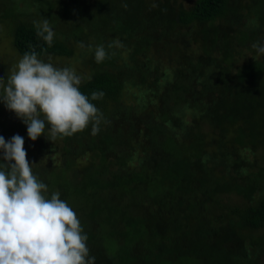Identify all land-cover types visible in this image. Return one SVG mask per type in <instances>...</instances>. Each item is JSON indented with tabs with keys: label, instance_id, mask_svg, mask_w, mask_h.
<instances>
[{
	"label": "trees",
	"instance_id": "trees-1",
	"mask_svg": "<svg viewBox=\"0 0 264 264\" xmlns=\"http://www.w3.org/2000/svg\"><path fill=\"white\" fill-rule=\"evenodd\" d=\"M34 1L46 14L57 7L60 12L58 17L70 20V31L55 34L49 47L37 36L36 25L16 24L12 30V47L21 57L34 51L38 58H69L75 51L67 42L70 37H76L72 40L74 43L84 44L85 50H79V54L82 52V57L88 56L91 71L79 85V90L90 100L91 93H104L102 99L91 101L102 114L99 125L102 132L97 138L92 134L85 138L87 131L57 137L61 161L58 167L46 171L37 168L38 156L34 151L39 142L34 146L29 144V139L21 132L25 126L19 124L16 129L11 115L5 111L0 113V135L6 141L15 134L24 137V148L33 174L47 185L45 196L50 198L52 193H59L61 200L80 213L82 222L96 227V231L86 232L89 255H100L104 247L108 250L114 247L113 254L109 255L112 264H255L256 256L252 260L239 255L234 250V243L242 237L243 231L264 227V195L254 196L258 189L256 176L226 174L221 159H218L216 168L207 166L208 171L197 173L188 157L174 155L170 140L163 139L162 144L159 143L158 138L168 136L169 128L162 130L155 124L145 123L141 132L133 130L128 123L127 126L124 122L120 124L122 120L113 122L108 118L113 105L122 108V117L124 111L132 108V104L120 101L124 78L131 79V82L135 75L143 73L136 66H132L130 72H123V75L122 71H112L119 70L126 63L121 62V47H116L114 42L120 41L123 50L128 48L126 56L130 60L146 64L151 60L147 57L140 59L141 53L147 52L151 42L157 44L167 37L166 42L170 46L176 44L175 49L185 59L187 73L194 69L191 62H196L195 68L200 70L201 67L202 73L211 63L216 66L218 89L213 81L208 83L214 74L201 79L200 87L203 95L219 91L216 102L206 110L217 129L222 126L226 133H234L231 144L244 146L257 142L262 135L260 128L264 121V60L251 58L234 65L228 48L232 39L246 42L260 31L255 19L242 22L240 30L235 26L233 28L238 19L236 6L235 2L232 4L228 0H195L190 7L178 5L175 0L149 3L143 0H62L59 4L56 0ZM81 10L93 13L87 16L92 20L89 25L92 33L81 30L77 22L81 19ZM261 16L263 18V14L257 12L259 23L264 22ZM219 19H222V24L217 23ZM228 22L230 35L222 30ZM172 34L177 40L175 44L169 37ZM194 42L203 45L200 54L184 49ZM100 45L104 46L107 58L97 63L95 49ZM192 52L196 59L190 57ZM146 65L148 73L150 66ZM164 72L162 77L169 76L166 66L162 65L159 73ZM174 79H177L176 74ZM176 89L177 86L174 91ZM208 98L210 101L211 97ZM115 122L119 124L117 128L114 127ZM14 129L19 133L15 131L13 134ZM144 133H148L145 135L152 141H157L143 145L138 137ZM136 137L138 140L134 142ZM263 139L259 140L262 146ZM139 148L141 151L145 149V153L136 158L137 166L131 168L126 163ZM81 157L86 160H80ZM218 195L237 196L241 203H223ZM190 197L195 199L189 200ZM206 202L217 203L216 208L222 213L214 217L204 212ZM156 205L166 213H174L176 219L170 213L158 217ZM143 209L147 211V217L135 215ZM133 211L138 212L134 214ZM158 219L165 225L159 232L153 229ZM183 223L184 227H190L183 228ZM145 237L148 244L140 256L131 255L130 245Z\"/></svg>",
	"mask_w": 264,
	"mask_h": 264
},
{
	"label": "rangeland",
	"instance_id": "rangeland-1",
	"mask_svg": "<svg viewBox=\"0 0 264 264\" xmlns=\"http://www.w3.org/2000/svg\"><path fill=\"white\" fill-rule=\"evenodd\" d=\"M60 1L62 0H56V4H59ZM143 1L149 3L155 0ZM165 1L167 0H161V2ZM175 1L176 4L182 5L184 7H190L195 2V0ZM228 1H230L232 4L235 2L236 6V19H238L236 20V25H233V28L235 26V29L239 28L240 30V24L242 22L248 23L253 19H255L256 24L260 25V31H258L254 37L251 36L249 41H235L232 39V43H228L230 45L228 47L230 48L229 52H232L233 55L232 58L234 60V65L246 62L253 57H256V59L259 60H264V55L257 56L256 51L252 48L254 43L264 44V22L259 23V17H257L258 12L260 15L262 13L264 18V0ZM85 5L86 4H83L82 6ZM59 14L60 12H58L57 7H55V9L52 10L50 14H46L44 10L40 11L38 4L34 0H0V77H3V80L0 81V83H7V78L16 68L18 62L22 59V57L17 52H15L11 45L12 30L14 26L20 23L36 25L37 23H41L44 20H48L56 35H60V32H66L67 34L70 31V20H62L61 17H58ZM91 14L93 13L81 10V19L77 21L82 27L81 30H87L90 33L93 32L91 31V26H89L92 20L87 18ZM254 14H256V18L254 17ZM260 18H262V16ZM263 18L262 20H264ZM221 20L222 19H219L217 23H221ZM225 23L226 22L223 24ZM224 27L225 28L222 30L226 31L228 35L232 34L229 29V22ZM94 31H97L96 28H94ZM81 32H83L84 35V31ZM80 33L78 35L81 36ZM90 37H93V35ZM169 37L171 38V42L175 44V41H177L175 36L172 34L171 36L169 35ZM75 38L76 37H70L67 40V42L72 44L73 49L75 50L71 57L60 58L45 56L39 59L45 62H50L57 68L69 67L73 69L77 75L81 76L83 81L90 74V63L87 60L88 56L82 57V52L79 54V50H85V48L84 44L74 43L72 40ZM164 38L166 39H162L161 42L157 44L155 41L151 42L147 52L145 51L144 53H141V56H139L140 59L147 57L148 60H151L149 62L147 61L148 63H146L150 66V71L148 73H146L148 69L146 64L136 63L130 60V58L126 56L128 48L123 50L121 47L122 51H120L119 58H122L121 62L126 61V63L123 65V67L121 66L122 68L119 70L112 69V71L114 73L117 71H122L121 74L123 75V72H130L131 67L136 66V68L141 69L143 73L142 75H135V78L131 82V79H126V77L124 78L125 84L123 86V93L120 97V101L132 104V108L126 111L123 110L125 115L122 117V108L120 109L117 107V105H113V110L110 112L111 114H109L108 117L109 120L112 119L113 122H119L122 120L120 124L124 122L127 126L128 123L129 126H132L133 130H140L141 132L144 131L145 123L146 125L155 124L162 130L169 128V132L167 133L168 136L163 135L159 137V143L162 144L163 139L170 140L174 155L178 154V156L184 155L188 157L189 161L192 162L190 165H195L197 173L205 172L204 170H207V166L208 168L209 166L216 168L218 159H221V165L225 169L226 174H232L239 177H242L246 174L256 176L258 189L254 196L259 197L264 195V146L260 145L261 142H259V140L264 138V121H262V127L260 128L262 135L259 136L260 139L257 142L254 144L249 143L244 146H238L235 143L231 144V138L234 136V133H226L222 126L217 129L210 115H208L206 112L207 107L210 106L211 103L212 106L216 102V99L219 97V95H217L219 94V91L210 95H207L206 93L203 95L201 93V79H204L205 77H211L210 75L214 74V77H211L208 83L213 81L212 83H215L216 90L220 86L218 81H216L218 76H215V73L217 72V70H215L216 66L211 63V66H209L205 72L202 73L201 67L199 70V67L195 68L196 62H191V64L194 65V69L187 73V67L184 66L185 59L183 58L182 54L178 53V51L175 49L176 44L170 46V44L166 42L167 37ZM195 42L192 43L190 47H186L184 49L186 51L191 49L196 53H199L202 50L203 45H198V43ZM91 43L95 45L93 40ZM178 44H180V41H178ZM81 45H83V47H81ZM158 49H160L159 53ZM218 54L219 56H222L220 52H218ZM190 57L195 59L197 58L193 52L191 53ZM87 62L88 65H86ZM159 64H161V66ZM162 65L166 66L169 73V76L165 78L162 76H164L167 71L161 74L159 73ZM211 72L212 74H210ZM175 74L177 79H174ZM205 82L207 83V81ZM174 84L177 86L178 90L176 89L174 91ZM2 93L3 88L0 87V94ZM208 96L211 97L210 101ZM174 103L175 105L172 106ZM2 111H5L11 115V120H14L16 129L19 127V124H22L21 126H25L21 132H23V135L28 140L29 137L27 135V126L16 117L14 112L9 111L5 105L0 102V113ZM118 122H115V128H117L119 125L117 124ZM91 128L92 126H88V128L84 130L87 131L84 133L86 135L85 138H87V136H91ZM16 129H14L13 134L15 131L16 133H19V130L17 131ZM230 129H233V127ZM49 131V127L46 125L45 135H41L36 141L29 139V144L32 146H34L36 142H39L34 153L35 156H38L37 168L41 171L50 170L54 167L56 168L59 166L58 164L61 161V152L59 150V146H57V144L59 145V141L57 139L54 141L47 139L46 136L49 135ZM101 132L102 131L100 129L94 138H97L99 135H101ZM145 134L148 133H144L138 137L142 141L143 145L149 144L150 141H157V139L152 141L151 138ZM138 138H134V142H136ZM164 147L166 148L165 145ZM144 153L145 149L142 151L140 148L137 149L136 152L132 154L133 157H130L128 163L126 164L131 168H134L133 166H137L136 158L142 157ZM83 158L81 157L80 160L85 161L86 158ZM218 198H220L221 201L226 204L237 205L241 203L240 198L237 196L229 195L219 197L218 195ZM188 199L192 200L195 199V197H190ZM216 200H218L217 197ZM216 206L217 203L213 204L206 202L204 204V212L214 217L220 215L222 211L221 209L219 210V208H216ZM70 207L75 211L77 218L80 220L84 233H86L87 230L91 231L96 229L93 224L82 222L80 213L74 209L75 207ZM156 210L158 217L159 215L161 216L163 214H174L171 212L166 213L165 210L159 208V205H156ZM137 212L138 211H133L134 214ZM138 214H140V216H148L146 210L135 215ZM173 218L176 219L175 214ZM184 226L186 225L183 223V228L190 227ZM162 227H165V225L159 219L153 225V229L158 232ZM178 233H181V231ZM243 233L244 234L242 237L236 240L234 243L235 252L241 256H245L246 259L249 258L253 260V257L256 256L255 264H264V227L261 229H255L253 231H243ZM99 236L100 233L98 234V237ZM147 244L148 238L146 237L139 239L137 242H133V244L130 245V254L140 256V252ZM103 249L104 250L101 252V254L104 253V255H92V257H95L94 264H112L110 256L113 254L111 251L114 249V247L109 250L105 247Z\"/></svg>",
	"mask_w": 264,
	"mask_h": 264
},
{
	"label": "clouds",
	"instance_id": "clouds-1",
	"mask_svg": "<svg viewBox=\"0 0 264 264\" xmlns=\"http://www.w3.org/2000/svg\"><path fill=\"white\" fill-rule=\"evenodd\" d=\"M36 28L50 47L55 33L49 21ZM114 43L123 47L120 41ZM252 48L257 56L264 55V44L254 43ZM106 58L104 46H97L95 61ZM81 83L73 69L57 68L33 51L24 54L6 84L0 83V102L27 126L32 141L45 135L46 125L51 141L84 131L90 124L96 135L103 117L91 101L102 99L104 93L93 92L90 100L79 90ZM24 143L19 134L7 141L0 135V264H94L75 211L59 193L45 196L47 185L33 174Z\"/></svg>",
	"mask_w": 264,
	"mask_h": 264
}]
</instances>
